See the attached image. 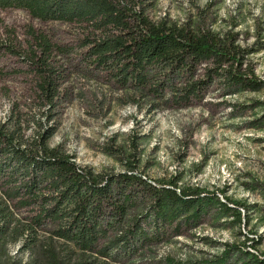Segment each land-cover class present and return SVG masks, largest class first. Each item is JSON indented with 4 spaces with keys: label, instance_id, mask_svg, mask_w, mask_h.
<instances>
[{
    "label": "rangeland",
    "instance_id": "rangeland-1",
    "mask_svg": "<svg viewBox=\"0 0 264 264\" xmlns=\"http://www.w3.org/2000/svg\"><path fill=\"white\" fill-rule=\"evenodd\" d=\"M141 1L153 21L205 22L216 31H236L242 46L256 48L246 61L264 79V0ZM32 31L66 49H53L50 58L63 78L53 107L37 94L32 54L41 52ZM92 35L97 31L78 21L40 20L24 8L0 7V120L11 124L20 113L21 133L28 139L39 123L54 125L48 143L82 168L116 173L133 165L154 182L198 186L229 205L211 206L196 224L131 257L97 255L98 264H213L227 247L224 264H246L251 252L264 256V117L263 106L255 103L264 100V88L226 93L216 82L201 99L176 105L170 97L175 78L156 96L146 88L121 87L103 69L89 66L80 53ZM12 209L21 223L30 222V209ZM53 227L49 221L35 227L33 248L10 233L0 247V263L40 256ZM54 240L61 242L58 254L66 259L65 244Z\"/></svg>",
    "mask_w": 264,
    "mask_h": 264
},
{
    "label": "trees",
    "instance_id": "trees-1",
    "mask_svg": "<svg viewBox=\"0 0 264 264\" xmlns=\"http://www.w3.org/2000/svg\"><path fill=\"white\" fill-rule=\"evenodd\" d=\"M143 5L141 0H0L2 8H24L40 20L78 21L97 31L80 56L121 87L146 88L161 96L175 78L170 97L176 105L201 99L216 82L226 93L264 88V79L246 61L256 48L242 46L236 31H216L205 22L153 21ZM32 37L41 52L32 54L37 94L53 107L63 78L50 58L53 49H66L42 32L32 31ZM255 103L263 106L264 117V100ZM20 116L11 124L0 120V247L16 233L23 245L33 248L35 227L48 221L54 227L40 256L18 264H98L97 255L131 257L196 224L211 206L229 208L213 191L179 186L173 179L154 182L133 165L116 173L82 168L69 153L48 143L54 125L39 123L36 135L28 139L21 133ZM12 206L30 209L27 225ZM235 213L240 220V212ZM53 237L65 244L66 259L59 256L61 242ZM228 249L212 263L224 264ZM249 260L246 264H264V256L252 252Z\"/></svg>",
    "mask_w": 264,
    "mask_h": 264
}]
</instances>
